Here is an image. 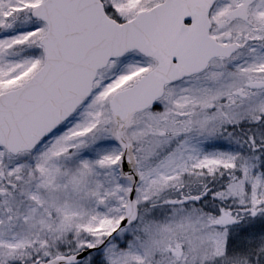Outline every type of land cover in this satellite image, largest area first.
I'll return each mask as SVG.
<instances>
[{
  "label": "snow or ice",
  "instance_id": "obj_1",
  "mask_svg": "<svg viewBox=\"0 0 264 264\" xmlns=\"http://www.w3.org/2000/svg\"><path fill=\"white\" fill-rule=\"evenodd\" d=\"M0 264H264V0H0Z\"/></svg>",
  "mask_w": 264,
  "mask_h": 264
}]
</instances>
